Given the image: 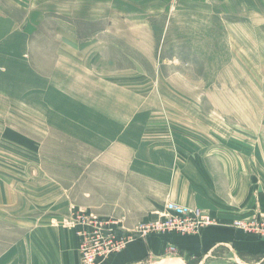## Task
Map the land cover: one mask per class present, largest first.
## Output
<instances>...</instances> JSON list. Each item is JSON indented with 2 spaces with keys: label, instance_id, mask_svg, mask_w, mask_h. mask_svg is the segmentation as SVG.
Listing matches in <instances>:
<instances>
[{
  "label": "crops",
  "instance_id": "obj_1",
  "mask_svg": "<svg viewBox=\"0 0 264 264\" xmlns=\"http://www.w3.org/2000/svg\"><path fill=\"white\" fill-rule=\"evenodd\" d=\"M45 3L49 0L0 2V36L27 41L29 65L21 81L25 106L34 105L36 118L35 125L26 126L25 149L37 154L41 174L24 183L0 176V264H81L80 239L62 224L70 208L120 220L129 229L168 200L203 208L218 223L198 234L133 240L101 264L157 259L206 264L219 259L220 251L234 263L264 262V238L233 226L236 219L254 216L258 206L264 211V191L258 200L250 160L240 147L206 136L200 99L171 94L180 87L170 91L162 83L170 80L160 79L158 51L153 69L159 79L155 94L146 96V67L139 59L144 49H108L112 34L71 28L75 20L59 11L67 4L59 1L58 11L50 13ZM6 5L24 8L25 18L7 12ZM25 24L63 26L50 33L13 34ZM30 42H43V48ZM113 56L125 59L112 63ZM161 90L170 92L160 95ZM162 111L168 121L158 118ZM170 246L178 255L163 256Z\"/></svg>",
  "mask_w": 264,
  "mask_h": 264
},
{
  "label": "rangeland",
  "instance_id": "obj_2",
  "mask_svg": "<svg viewBox=\"0 0 264 264\" xmlns=\"http://www.w3.org/2000/svg\"><path fill=\"white\" fill-rule=\"evenodd\" d=\"M8 1L0 0L3 4ZM59 1L67 4L66 8H59V11L66 12L65 17L75 20V26H70L71 28L83 33L112 34V39L105 42L106 48L130 51L144 49L145 56L142 55L139 59L146 67V96L155 94L153 84L159 78L156 69H153L158 64V56H154V52H160V79L170 80L162 83L170 87V91L174 90L172 86L180 87L177 93L171 92L172 95L200 99L201 117L203 123L208 125V138L219 137L220 143L225 141L240 147L241 155L250 160L249 167L253 174L251 180L254 183L252 186L258 190L259 200V192L264 191V0H49L45 6L51 7L48 8L50 13L58 11ZM5 9L14 14L18 11L22 19L26 16L24 8L13 9L6 5ZM88 18L97 20L89 21ZM57 26L61 28L63 25H52L50 28L55 32ZM50 28L25 24L16 26L13 34H29L34 31L50 33ZM30 43L35 45L34 49L43 48L40 46L43 42ZM28 58L27 41L24 37L5 34L0 36V176L14 181L21 179L22 183L25 178L41 176L37 167V154L25 149L28 140L26 126L35 125L36 118L32 110L34 105L32 108L25 106L24 85L21 81L27 71L25 67L29 65ZM111 59L112 63H116L115 61L125 58L115 60L113 56ZM112 71L115 72L116 69ZM100 78L102 77L97 76L98 80ZM170 91L161 90L160 95H166ZM158 118L169 120L166 111H162ZM25 121H29V125ZM195 132L196 130L194 134H198ZM254 155L256 169L252 167ZM164 206L159 210L164 209ZM257 209L254 216L234 220L233 226L238 221L250 223L255 218L264 224V211L259 206ZM82 211L70 208L62 222L75 231L80 245L85 236L77 233L75 219L77 212ZM154 212L149 219L141 222H147L155 216L157 218ZM213 217L214 224L218 223V218ZM121 224L125 230L114 243L122 236H135L137 240L165 234L193 235L172 230L153 232L142 237L127 232L137 224L129 229L124 223ZM235 228L264 238L262 227V231L258 233ZM131 241L133 240L129 242ZM125 247L111 252L106 258L101 257L99 264ZM164 251L163 256L172 258L178 255L175 246ZM220 258L211 257L206 264H216L214 262L219 260L222 264H246L232 262L229 254L223 251H220ZM254 259L260 258L252 260ZM143 264L167 263L157 259Z\"/></svg>",
  "mask_w": 264,
  "mask_h": 264
},
{
  "label": "built area",
  "instance_id": "obj_3",
  "mask_svg": "<svg viewBox=\"0 0 264 264\" xmlns=\"http://www.w3.org/2000/svg\"><path fill=\"white\" fill-rule=\"evenodd\" d=\"M156 216L147 222H141L127 232L136 233L144 237L153 232H167L176 230L184 234H198L214 224L213 215L200 207H191L167 201L164 209L154 212ZM75 219V218H74ZM75 229L80 236H85L80 245L82 264H99V259L106 258L111 252L120 250L135 236H122L114 243L118 235L125 230L120 220L100 217L92 212H77ZM235 227L250 231L261 232L264 224L259 223L257 218L250 223L238 221ZM262 227V228H261ZM264 235V231L262 233Z\"/></svg>",
  "mask_w": 264,
  "mask_h": 264
},
{
  "label": "bare ground",
  "instance_id": "obj_4",
  "mask_svg": "<svg viewBox=\"0 0 264 264\" xmlns=\"http://www.w3.org/2000/svg\"><path fill=\"white\" fill-rule=\"evenodd\" d=\"M175 232H176V230H175Z\"/></svg>",
  "mask_w": 264,
  "mask_h": 264
}]
</instances>
